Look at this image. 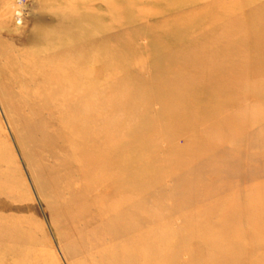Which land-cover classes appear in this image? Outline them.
Wrapping results in <instances>:
<instances>
[{"label":"bare ground","instance_id":"obj_1","mask_svg":"<svg viewBox=\"0 0 264 264\" xmlns=\"http://www.w3.org/2000/svg\"><path fill=\"white\" fill-rule=\"evenodd\" d=\"M106 7L108 6L106 5ZM103 8L105 9V7ZM112 9L115 10L114 7ZM111 11L114 16V11ZM68 12L63 11V13L55 14L47 22L44 19H39L38 23L44 26L43 30L32 36H27L24 42L46 45L43 54L56 53L58 51H54L66 43L70 37H86V29L90 28V22L96 25L99 23V18L93 15L96 18L95 21L76 24L73 22L76 15ZM96 13L98 14V12ZM111 13L109 11V14ZM140 13L136 16L131 14V18L127 17L123 22H119L121 18H118V25L123 23L125 26H130L136 22L132 17L141 19L148 17L144 14L141 16ZM156 14L154 13V15ZM22 17L23 15L15 20L17 24H21ZM93 17L91 18L93 19ZM100 18L102 17L100 16ZM173 22L186 28L194 26L185 20ZM204 26L198 28L194 26L197 29V35L186 33L182 41L177 40L183 47L186 45L187 47H196V50L188 49L189 54L186 53L185 57L186 59L190 58L193 63L199 64L196 71L200 85L192 86L190 80L192 81L193 75L187 65L178 67L176 74L180 81L175 89L164 91L160 86H157L152 93L169 99V107L176 110L174 114L172 113L171 116L168 111L170 108L166 109V106L161 107L153 118L137 112L136 114L141 116L140 119L144 122L140 128L136 129L138 135L134 137L123 135L121 139L112 140V142L116 141L114 144L109 141L113 128L97 121L99 110L109 108V103L102 102L98 97L101 93L108 92L112 88V85L108 83L112 77L113 79L117 77L112 73H108L106 76H95L98 57L92 53L84 54L82 57L78 56V62L60 65L53 64V61L47 58L49 62L44 65L48 67L47 72L41 71V69L36 73L34 71V73H27L25 72L27 68L24 69V66H21L24 71L19 69L20 72H16L17 75L15 74L16 76L11 79L12 82L26 79L35 83L33 86L30 85L31 87L24 86V82L23 86L19 84L21 87L19 86L20 89L15 91L14 95L22 98L21 108L30 110L31 118L26 121L29 127L32 130L41 129L44 131L38 148L45 151V149L48 150L47 147L55 146L61 140L67 143L68 148L65 151L67 164H54L51 169L53 172L59 168L60 172L71 173V167H73L75 177L71 174V177L63 179L57 173L56 175L53 173L50 176V181L56 185L54 193L57 195L64 191L68 192L71 203L62 202L64 208L67 209L63 220H68V222L82 220L81 224L90 227L87 233H81L79 236L81 241L79 246L82 247L84 255L87 254L82 264H178L179 255L183 252L188 254L184 264H264V185L253 186V184L248 191L242 194L236 190L239 179L233 177L234 171H240L241 180L254 179L255 182H260L263 178L264 152L259 153L260 155H253L252 149L254 150L264 143V109L263 106H260L261 101L264 100V80L245 79L243 73L247 66L243 63H239L233 73L225 75L222 66L216 61L220 50L218 48L209 49L213 44L230 40L235 42L234 51L240 52L245 49L246 39L251 41L248 34L244 32L238 34L225 27ZM118 28L120 29V26ZM118 28L116 29L118 30ZM134 31L131 36L126 34L129 40V43H126L128 46H125L128 48L126 53L130 55L140 53L137 45L132 42L133 37L138 34V31L135 29ZM184 31L187 30L184 29ZM201 36H204L206 41L205 39L201 40ZM76 41L73 40V43ZM98 41L100 40H97V43H99ZM93 42L96 43L95 40ZM179 44L178 46H180ZM91 45L80 44L76 45V48L85 51ZM34 47L36 46L34 45ZM159 50L166 52L164 48L157 46L155 53L159 54ZM29 52L28 54H31ZM37 53L35 52V54ZM156 54H149L148 61L154 65L155 70L164 69L157 65L158 55ZM140 55L141 58L136 57V61H129L130 68L136 69L137 74L139 68L144 65L142 54L140 53ZM60 56L61 54L58 52L55 59H59ZM25 58L27 63H31L28 59L29 56ZM25 58L21 61H24ZM257 61L264 65V58L257 59ZM21 63L20 65H22ZM27 63L25 64L27 65ZM11 66V68H15V65ZM35 68L33 67V70ZM11 71L13 70L11 69ZM10 73L13 74V72ZM163 77L166 79V76ZM162 80V77L155 78L158 84ZM246 99L248 100L246 101ZM253 99L254 103L248 106V102ZM141 102L147 103L144 100ZM100 103L104 104L103 107H99ZM235 109L248 111V119L246 120L245 117L233 112ZM80 113H82L80 117L75 116ZM124 118H126V114H124ZM104 120L112 121L113 119L106 117ZM250 123L260 124V127L257 131L248 134L244 130ZM214 129H216V133L213 132ZM183 135L186 136L183 137ZM181 137H183V143L179 144L178 140ZM153 139L165 140L169 149L180 157V160L173 164L177 170L187 171L201 167L212 171L211 179L202 178L196 174H193V177L188 173L178 176L176 185L181 186L186 183L189 188L192 186V190L183 195L175 194L174 203L169 208L158 205V198L162 197L159 184L165 176V172L159 170L160 166L164 165V161L155 155V146H152ZM125 149H136L137 154H134L130 159L121 157V154L127 151ZM48 153L54 156L61 154L50 150ZM113 153L118 154L113 155ZM184 156L189 158H183ZM220 157L228 161L222 168L214 165V162ZM242 162L247 166L246 169L243 168L245 165L243 166ZM150 163H155V166L147 167L146 165ZM140 165L146 167L145 170L140 169L139 173L147 175L151 182L156 181V186L137 184L138 173L130 181L125 178L126 174L130 175L133 168L140 167ZM260 172L261 174H259ZM10 181V177L3 171L0 175V189L1 187L9 188ZM86 184H88V188ZM193 186L199 192H195ZM97 189L102 190L101 196L95 194ZM131 196L133 197L130 198ZM226 196L225 200L219 202L222 197ZM182 200H188L191 210L189 211L190 208H188L184 212L183 225L179 229H173L164 221L171 214L167 212V209L177 211L184 209L185 207L179 206V202ZM13 207L0 204V211H9ZM5 214L3 212L4 217ZM16 215L18 213H15ZM3 216L2 214L0 216L2 222L4 220L6 223L12 219L10 215H6L5 219ZM97 221L99 223L95 224ZM13 225L15 226V222ZM21 225L23 229V224ZM28 227L27 225L26 228ZM70 228L73 233L78 231L77 227ZM6 229L8 230L9 227ZM16 230L18 231V228ZM16 230L15 232L18 234ZM28 230L30 231V228ZM12 231L14 230L12 229ZM0 233L10 240L7 245L0 243V264H28L37 258V256L31 255L33 253L26 256L24 252L23 255L15 253L16 245H12V243L17 238L13 239V234L5 231L0 230ZM158 236L162 238L159 239ZM5 238L3 240H6ZM118 240L121 243L115 242ZM15 242L19 246V242ZM26 253L28 254V252ZM10 257L18 259V262H15L14 259L13 263L6 262L5 260ZM23 258L26 259L20 262L19 259Z\"/></svg>","mask_w":264,"mask_h":264},{"label":"rangeland","instance_id":"obj_2","mask_svg":"<svg viewBox=\"0 0 264 264\" xmlns=\"http://www.w3.org/2000/svg\"><path fill=\"white\" fill-rule=\"evenodd\" d=\"M101 1L102 0H27L28 11L23 13L24 18L22 17L21 24H17L13 17L14 8L16 7L15 0H0V175L4 171L11 179L9 188L4 189L1 187L0 189V204H6L9 207L10 205L14 206L9 211L4 210L0 211V213L3 216L4 212L6 213L5 217H7L6 215H10L12 219L15 220L9 219L10 222L6 221L5 223L4 220L2 222V217H0V228H5L0 230L11 235L13 234V239L17 238V240H13L12 243V245H16V248H14L16 250L15 253L18 252L23 255L24 252L25 256L33 253L31 255L37 256L36 259L29 262L30 264H79L80 262V264H82L87 254L84 255L85 253L83 249H81L82 247L79 246L81 242L79 236L81 233H87L90 227H85L84 224H81L82 220L76 222L63 220V217L67 214V209L64 208L62 202H71L67 194L68 192L66 193V191H64L59 193V195L54 193V186L56 185L50 181V176L53 175V173L55 175L57 173L63 179L71 177V174L75 177L73 174V167H71V173L60 172L59 168L56 172H53L51 169V166L54 164H67L65 162L67 160L65 151L68 146L64 140H61L56 143L55 146L47 147L48 150L45 149V151H42L38 148V143L44 131L41 129L32 130V128L29 127L26 121L31 118L30 110L21 108L22 98L14 95L15 91L19 90L21 86L31 87L35 83L26 79L20 82H12L11 79L20 72L19 69L22 70L23 68H27V71H25L27 73H36L41 69V71L47 72L48 67L44 65L49 62L48 59L53 61V64L60 65L76 62L77 60L79 61L78 56L82 57L84 54L90 55L92 53L95 57H98L96 60L97 68L95 67V76H106V74L112 73L117 77L114 79L112 77L110 83H108L112 85V88L109 89L108 92L101 93L98 97L102 102L105 101L109 103V108L99 110L100 114L98 115L97 121L98 123L107 124V126L113 128L112 137L109 139L112 144L116 143V141L112 142V140L121 139L123 135H131L133 137L138 135L136 129L140 128V125H143L144 122L141 121V116L136 114L137 112L142 113V115L146 114L149 118H153L158 114L161 107L166 106V109L170 108L169 99L156 96L152 93L157 86H160L164 91L175 89L180 81L176 74L178 67H185V65H187L191 75H193L192 81L190 80L192 86L198 87L200 85V79L196 71V67H199V64L193 63L190 58L186 59L185 57L186 53L189 54L188 49L194 50L196 47H187V45L183 47L178 43V41L183 40L186 33L197 35V29L195 27L198 28L203 25L206 27L208 25L210 28L225 27L238 34L243 32L248 34L251 41H248L247 38L245 49L240 52L234 51L233 47L235 42L230 40L213 44L209 49L218 48L220 50V53L216 57V61L222 66L225 75L233 73L235 67H237L239 63H243L247 66L243 73L245 79L251 81H257L259 79L264 80V65L257 61V59L264 58V0H128V2H126V0H103L102 3ZM106 5L108 7H106ZM109 6L111 9H109ZM103 7H105V9ZM113 7L115 10L112 9ZM99 9H102V11H99ZM108 10L110 13L112 12L111 10H113L114 16L112 13L109 14ZM122 10L123 12H120ZM128 10L129 12H127ZM63 11H69L71 14L76 15L77 17L75 16L73 18V22L76 24L85 21H95L96 18L94 17L101 20L99 21L98 19L99 23H97V25L90 22V28L86 29V37L75 36V38L72 36L66 43H63L59 49L55 50L54 52L58 51L61 54L59 59H55V55L58 52L43 54L46 45L42 43L43 46L39 45L40 43L37 45V43L35 44L34 42L30 44L24 42L27 36H32L34 33L43 30L44 26L38 23L39 19H44L45 22H47L50 17L55 14L63 13ZM73 12H77V14ZM96 12H98V14ZM138 13H140L141 16H143V14L145 16L148 15V17L143 19L132 17L136 22L132 23L130 26H125L123 23L118 25L119 22H123L124 19L132 16L131 14L136 16ZM154 13L157 14L154 15ZM119 14L121 15L118 17ZM128 14L130 15L128 16ZM180 14L181 16H179ZM100 16L102 18H100ZM91 17H93V19ZM118 18H121L119 22ZM177 20H185L195 27H181L173 22ZM118 26H120V29ZM112 28L113 30L111 31ZM116 28H118V30ZM134 29L138 31V34L136 37H133L132 42L139 48L144 64L142 68H139L138 74L135 72L136 69L133 70L130 68L129 61H136L135 58H139L141 55L140 53H132V55H130L126 53L128 52V48L125 47L128 46L126 44L129 43L128 36H131L132 31L135 32ZM184 29L187 31L185 32ZM204 39L205 37L201 36V40ZM73 40H77L78 42L76 41L73 43ZM94 40L96 43L93 42ZM97 40H100L98 41L99 43H97ZM80 44L86 46L92 45L89 47L90 49L88 48L84 51L76 48ZM178 44L180 46H178ZM34 45L36 47H34ZM157 46H161L166 52L168 51V53L159 50V54H156L155 50ZM28 50L32 55L28 54ZM35 52L37 54H35ZM152 53L158 55L156 63L158 66L164 67V69H154V65H152L147 58V56ZM20 55H24L25 57L29 56L28 59H30L31 63H27L26 58ZM19 57L25 58L24 61H26L25 63H27V65L33 63L32 65L34 66H27L23 63L24 61H21L23 58L21 59ZM32 60L34 61L32 62ZM16 61L18 62L15 63ZM20 63L22 65H20ZM11 65H15V68H11ZM21 66L24 67L21 68ZM33 67L36 68L33 70ZM104 68H106V70H104ZM11 69L13 71H11ZM9 71L13 72V74ZM163 76H166V79ZM156 77L163 78L160 84L155 81ZM102 83L105 82L102 81ZM141 100L147 103H142ZM247 100L248 99H246V101ZM253 103L254 99L248 102V106H251ZM103 105V103H100L99 107H103ZM260 106H263L262 108L264 109V100L261 101ZM168 111H170L172 116V113L174 114L176 110L170 108ZM233 112L240 114L241 117H245L246 120L248 119V111L235 109ZM124 114H126V118H124ZM80 115H82V113L75 116L80 117ZM106 117H110L113 120L106 121L104 120ZM259 127L260 124L250 123L245 127L244 131L251 134L257 131ZM195 131L197 132V129H195ZM213 132L216 133V129H214ZM185 136L186 135H183V137ZM183 137L178 140L179 144L183 143ZM152 141H154L152 146H155L154 150H156L155 155L158 159L164 161V165L159 168V170L161 169L165 172V176L159 184L160 195H162L161 198H158L159 206L169 208L170 205L174 203L173 197L175 194L183 195L185 192L187 194V192L189 193L190 190H192V186L189 188L186 183L177 186L176 180L178 176H183L188 173L190 175L196 174L206 179L212 178V171L210 169L196 167L194 169H188L187 171L177 170L173 167V164L180 160V157L169 149L165 140L153 139ZM49 150L57 151L61 154H56L57 156L50 155L48 153ZM125 150L127 151L124 152V154L122 153L121 157L130 159L134 154H137L136 149ZM252 151L254 152L253 155L261 154L264 152V143H261L260 146L256 147L254 150L252 149ZM115 154L118 153H113V155ZM116 156L118 157V155ZM183 158L189 157L184 156ZM227 163V160H223L222 157H220L214 162V165L222 168ZM245 164L242 162L243 166ZM146 166L153 167L155 163H150ZM146 166L140 165V167L133 168L131 174H126L125 178L130 181V179H134V176L138 173L137 178L139 181H137V184L156 186V181L151 182L147 175L145 176L139 173L141 171L140 169H144ZM75 167H77V165H75ZM243 168L246 169L247 166L245 165ZM259 174H261V172ZM233 177L239 179L236 190L238 192L240 191L242 194L248 191L253 184V186L264 185V172L262 173L263 178H261L260 182H255L254 179L241 180L240 171H234ZM86 187H89L88 184H86ZM194 189L195 192H199L196 187H194ZM95 194L101 196L102 190L97 189ZM132 197L133 196L130 198ZM226 198L227 196L222 197L219 202H222ZM142 201L144 200L142 199ZM145 204L147 203L145 202ZM188 205V200H182L179 202V206H181V208L185 207L184 209L178 211L167 209V212L171 214L164 220L165 224L173 229H179L183 225L184 212L187 211L188 208H190L188 209L189 211L191 210V206ZM13 212L16 214L18 213V215L15 216V213L12 214ZM5 217L3 219H5ZM14 222L16 227L13 225ZM18 222L23 224V229L21 228L22 225L19 223V226ZM23 222H25L26 225ZM2 223H5L6 226ZM98 223L99 221L95 224ZM27 225L29 226L28 228H26ZM8 227L9 229L7 230L6 228ZM70 227H77L78 231L73 233ZM17 228L18 231L16 230ZM29 228L30 231H27ZM12 229L14 231H12ZM15 230L18 234H16ZM158 237L159 239L162 238L161 236ZM3 238H5V236L0 235V243L7 245L10 240H7L8 238L3 240ZM15 241L19 242V246ZM115 242L121 243L119 240ZM97 250H99V248H97ZM26 252H28V254ZM187 258L188 254L183 252V254L179 255L178 264H184L183 262H185ZM13 259L15 262H18V259L14 257L4 260L13 263ZM25 259H19V261L22 262Z\"/></svg>","mask_w":264,"mask_h":264},{"label":"built area","instance_id":"obj_3","mask_svg":"<svg viewBox=\"0 0 264 264\" xmlns=\"http://www.w3.org/2000/svg\"><path fill=\"white\" fill-rule=\"evenodd\" d=\"M15 8H14V19H19L20 16L23 15L26 11H28V3L27 0H15Z\"/></svg>","mask_w":264,"mask_h":264}]
</instances>
